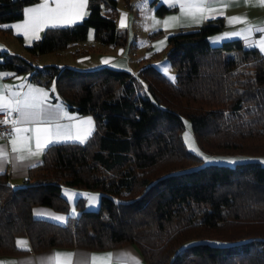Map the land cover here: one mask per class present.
Listing matches in <instances>:
<instances>
[{"label":"trees","instance_id":"1","mask_svg":"<svg viewBox=\"0 0 264 264\" xmlns=\"http://www.w3.org/2000/svg\"><path fill=\"white\" fill-rule=\"evenodd\" d=\"M35 1L0 0V33L12 32L4 24ZM170 9L156 6L158 13ZM86 13L76 24L45 27L25 50L37 56L76 45L89 27L103 44H126L118 0H89ZM223 28L218 15L168 35L175 79L154 63L134 73L111 63L38 64L0 49V69L54 82V98L95 118L83 143L52 144L22 181L0 171V254L22 251L17 240L26 236L35 250L131 242L147 264H264V163L254 157L195 165L202 158L182 136L186 116L204 150L264 155V52L238 36L211 42ZM90 50L72 49L75 55ZM63 186L99 189V207L86 208L80 197L79 211H70ZM38 204L67 217L36 214Z\"/></svg>","mask_w":264,"mask_h":264},{"label":"crops","instance_id":"2","mask_svg":"<svg viewBox=\"0 0 264 264\" xmlns=\"http://www.w3.org/2000/svg\"><path fill=\"white\" fill-rule=\"evenodd\" d=\"M160 0H152L154 4ZM43 0H37L33 3H29L24 6L23 16L12 22L5 23L6 26L16 25L22 23L25 19V9L34 7L38 3H42ZM50 7H55L53 0H48ZM135 0H131V4L128 5V10L121 11L117 17V22L120 27L121 20H124V26H128L131 20V11L134 7ZM163 2L170 6L171 9L164 12L155 14L152 18L156 17V23L151 27L152 29H163V33L156 36H149L148 46L146 47L147 56L151 57V60L158 61L161 58V54L165 53L168 47V35L171 32L188 29L195 27L203 23L206 19L195 23L192 18L182 14L178 0H163ZM142 4H146V0H141ZM173 4L175 5L173 7ZM87 11V8L85 9ZM206 17H213L222 15L224 20V28L220 35L221 38L238 36L242 39L244 44L248 46H257L261 41H264V4L260 3V0H212L211 10L205 11ZM176 16L177 20L169 21L170 26H165L164 21L169 20L170 17ZM159 21V23H157ZM11 23V25H10ZM89 27L87 37L94 39L95 30ZM129 28V27H128ZM13 29L21 35L24 44H29L35 37L31 34H26L24 29ZM44 28L38 32L40 36ZM2 34V33H0ZM5 35V34H4ZM132 35L135 36V32H131V29H127L128 41L124 45L114 46L110 44H97L93 42V48L97 50V60L88 66H97L104 63L117 64L119 67H124L132 72L136 73L140 68L147 64L146 59L136 60V54L133 50ZM93 40V41H94ZM260 50L261 48L257 46ZM11 51L8 47H5ZM264 52V51H263ZM18 53V52H17ZM164 54H162L163 56ZM82 66V65H78ZM55 83L53 82L49 86L44 85L40 82L32 81L29 79L27 72L13 73L7 69H0V96L5 100L13 101L15 99L23 100L25 96L29 94L30 89L40 88L43 89L47 94V99L44 100L42 108V119L51 120L52 125L48 124H33L24 123L12 125L6 138H0V146L7 152V158L4 162H0V171H7L10 176V180L13 183L20 182L22 179L29 174V171L38 165L43 158L44 151L34 156H27L26 152L13 153L11 139L15 137L13 132L14 127L21 128H35L48 127L59 124L61 126H73L71 131L73 135L77 129L81 130L83 134H86V138L89 137L95 129V118L92 113H77L67 106L61 97L54 98L53 92L56 91ZM50 88V89H49ZM54 89V91H53ZM14 120L19 119V113L13 112ZM91 118V125L84 123ZM11 133V135H9ZM24 136L31 137L33 133L31 131L23 133ZM62 140H66L61 138ZM29 145L32 151H36L35 140L29 141ZM20 155H25L27 158L24 160L18 159ZM34 212L39 215H48L50 217H61L60 220H65L67 212L56 211L55 208L49 205L38 204L34 206ZM19 247L23 248L18 253H4L0 254V262L4 264H56L55 260H47L45 258L51 257L56 253H72V257H61L60 264H147L139 247L135 243H125L114 247H85L80 245H56L53 247L35 250L31 241L26 236H21L17 240ZM108 254H111L108 257ZM95 256L97 259L93 261L92 257Z\"/></svg>","mask_w":264,"mask_h":264},{"label":"snow or ice","instance_id":"3","mask_svg":"<svg viewBox=\"0 0 264 264\" xmlns=\"http://www.w3.org/2000/svg\"><path fill=\"white\" fill-rule=\"evenodd\" d=\"M212 0H178L180 10L183 15L192 18L195 23H200L201 20L206 19L204 15L206 9L211 10ZM55 7H50L48 0H43L42 3H38L34 7H29L25 9L26 19L22 23L13 25L12 27L16 29H24L26 34H31L35 39L39 40L40 37L38 32L45 27H57V26H67L76 24L82 21L87 15L85 9L89 4V0H53ZM261 4H264V0H260ZM175 5L173 4V7ZM177 20L176 16L170 17L169 20L164 21L165 26H170L169 21ZM159 23V21H157ZM121 26H124V20H121ZM261 31H264L262 29ZM227 38V37H225ZM257 46L264 51V41H261ZM174 79V78H173ZM54 91V89H53ZM48 94L40 88L30 89L29 94L24 97L23 100L15 99L13 101L5 100L0 96V112H3L6 119L0 121V124L7 125L9 123V117L13 112L19 113V119L12 120L13 125L33 123V124H48L52 125L51 120L42 119V104L44 100L47 99ZM84 123L91 125V118H89ZM73 126H61L56 124L54 126L35 128H21L14 127L13 132L15 137L11 139L12 152L22 153L26 152L27 156H34L44 151L46 148L50 147L54 143L61 142V138L66 140H78L83 143L86 139V134H83L81 130L77 129L73 135L71 129ZM31 131L33 135L31 137L24 136L23 133ZM11 135V133H9ZM34 139L36 151H32L29 141ZM190 139L188 133H185V140ZM193 151H196L193 149ZM7 158V152L2 146H0V162H4ZM27 157L25 155H20L18 159L24 160ZM206 162H211L207 157H204ZM235 163V161H232ZM75 194H73L74 196ZM70 199L72 197H69ZM91 206V205H90ZM55 219L60 220L61 217H55ZM72 253H56L51 257L45 258L49 261L55 260L56 264H60L61 257L71 258ZM111 254H108L110 257ZM93 261L97 258L92 257ZM4 264V262H0ZM15 264V262H11Z\"/></svg>","mask_w":264,"mask_h":264},{"label":"rangeland","instance_id":"4","mask_svg":"<svg viewBox=\"0 0 264 264\" xmlns=\"http://www.w3.org/2000/svg\"><path fill=\"white\" fill-rule=\"evenodd\" d=\"M160 2H163V0L158 1V3ZM158 3L154 4L152 0H146V4L144 5L141 3V0H135L134 7L132 8V10H130L131 20L129 22V25L123 26L121 28L125 29L126 32H127V29L128 30L131 29V32L133 33L135 32L136 34L135 36L132 35V38H133L132 45H133L134 53L136 54L135 55L136 60L146 59L145 61H147V63L156 64L157 67L164 74H166L170 79H173V78L175 79L176 68L170 62L167 56V49L165 53L160 52L161 58H159V60L156 62L151 60V57L147 56V54L145 53L146 47L148 46L147 43L149 41V36H151L150 33L153 30H156V29H152L151 27H154L153 25L156 23V17L152 18V16L155 14V12H157L156 6ZM118 8H119V13L121 11H126L129 9L125 0H118ZM91 29L93 30V27H91L90 30ZM89 38L90 37H86V39L79 41L76 45H71L70 47H67V48L59 49L56 51H47V52L40 53L37 56H32L29 52L25 50L24 41H23L22 36L19 37L18 33L12 27V32H6V33L0 34V49H4L5 47H8L9 49H11V51L18 52L19 54L27 56L28 59L38 64L56 63V64H71L75 66L82 65L79 67H93V66H88V65H91V63H93L94 61H96L97 56H98L97 50L95 51V49L92 46L93 42L97 44H102V43L96 39L94 40L92 38L91 39ZM209 39L213 43H216L222 40L220 35H211ZM74 46H89L91 47V50L84 54L75 55L73 54V51H72ZM162 54L164 55L162 56ZM117 64L119 63L112 64V65L117 66ZM54 93H56V91H54ZM186 132L188 133L190 137L188 141L185 140ZM182 136L184 139L185 146L192 151L193 149H195L196 150L195 152L198 153L202 158L195 165L205 163L206 161L204 157H207L211 162H224V163H230V164H233L232 161L238 162L241 160L255 157V158L260 159L264 163V155H251V154L242 153V152H222V151L208 152L204 150L195 137V134L193 132V128L191 125V121L186 116L184 117V126L182 129ZM62 193L69 199V202H70L69 209L70 211L74 213H77L79 211V208L75 206V203L77 199L80 197L83 198L82 202L86 208L99 207L100 193H101L99 189L87 188V187L63 186ZM73 194L75 195L73 196ZM69 197H72V198L70 199ZM55 210L60 211L58 209H55Z\"/></svg>","mask_w":264,"mask_h":264},{"label":"built area","instance_id":"5","mask_svg":"<svg viewBox=\"0 0 264 264\" xmlns=\"http://www.w3.org/2000/svg\"><path fill=\"white\" fill-rule=\"evenodd\" d=\"M6 119V116L3 112H0V121H3ZM9 123L7 125L5 124H0V138H6L8 136V132L10 128L12 127V120H14V115L13 113L11 114V117L8 118Z\"/></svg>","mask_w":264,"mask_h":264}]
</instances>
